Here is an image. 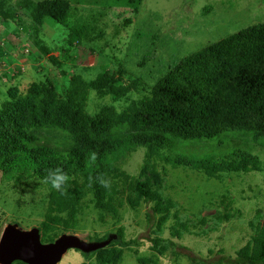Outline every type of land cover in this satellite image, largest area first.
Instances as JSON below:
<instances>
[{"label": "rangeland", "instance_id": "1", "mask_svg": "<svg viewBox=\"0 0 264 264\" xmlns=\"http://www.w3.org/2000/svg\"><path fill=\"white\" fill-rule=\"evenodd\" d=\"M32 1L64 2L68 8L61 24L46 17L36 24L32 9L22 7L25 0H11L10 8L0 10V50H6L0 53V110L9 95L25 94L32 83L64 96L72 76L90 82L109 70L120 84L130 87L128 97H101L90 89L85 111L90 116L105 107L121 111L130 101L147 97L178 61L244 28L264 27L262 0ZM178 149L191 158L242 151L264 161V139L256 143L239 131L214 140L183 141ZM145 153L144 148L138 149L122 169L125 177L138 178L176 202L168 221L159 228L158 217L145 203L137 208L124 205L116 216L105 214L88 194L74 219L77 227L69 231L55 227L48 236L77 232L102 238L121 231L123 240L132 246L113 244L87 259L70 251L60 264H100L104 260L109 264H195L192 258L205 264H228L222 262L223 257L235 256L257 235L264 224V174L208 178L149 162ZM126 181L119 182L124 191ZM45 206V193L4 185L0 173V236L7 221L41 229ZM236 211L239 215L229 222L215 217ZM181 224L188 229L184 231ZM175 230L180 231L179 238Z\"/></svg>", "mask_w": 264, "mask_h": 264}, {"label": "trees", "instance_id": "2", "mask_svg": "<svg viewBox=\"0 0 264 264\" xmlns=\"http://www.w3.org/2000/svg\"><path fill=\"white\" fill-rule=\"evenodd\" d=\"M10 1L0 0V10L10 8ZM22 7L32 9L36 24L43 17L61 24L68 8L64 2L32 0H25ZM90 89L116 100L127 98L130 92L129 86L105 70L90 82L72 76L64 96L32 83L25 94L9 95L0 110L1 181L45 193L40 230L46 242L55 239L48 236L55 227L64 231L77 227L74 219L88 194L105 214L116 216L124 205L137 208L145 203L158 217L159 228L166 223L176 202L138 178L125 177L122 169L140 148L146 150L149 162L208 178L264 174V161L256 155L233 151L191 158L178 149L183 141L214 140L230 131L248 134L256 143L264 139V27L244 28L178 61L147 97L130 101L121 111L105 107L90 116L85 111ZM55 168L69 178L62 192L44 182ZM124 178L125 191L119 186ZM237 215L238 211L215 217L229 222ZM181 227L188 229L184 224ZM117 234L122 238L121 231ZM173 234L180 237L179 230ZM192 261L205 264L197 258ZM222 262L264 264V224L235 256L223 257Z\"/></svg>", "mask_w": 264, "mask_h": 264}, {"label": "water", "instance_id": "3", "mask_svg": "<svg viewBox=\"0 0 264 264\" xmlns=\"http://www.w3.org/2000/svg\"><path fill=\"white\" fill-rule=\"evenodd\" d=\"M113 244L132 246L114 232L102 238L64 232L44 242L39 227L27 229L18 222L7 221L0 236V264H60L70 251L87 259Z\"/></svg>", "mask_w": 264, "mask_h": 264}, {"label": "clouds", "instance_id": "4", "mask_svg": "<svg viewBox=\"0 0 264 264\" xmlns=\"http://www.w3.org/2000/svg\"><path fill=\"white\" fill-rule=\"evenodd\" d=\"M68 176L60 169H50L47 175L44 177V182L48 183L52 189H55L57 192H62L65 184L68 181ZM102 183L107 186L106 182Z\"/></svg>", "mask_w": 264, "mask_h": 264}, {"label": "crops", "instance_id": "5", "mask_svg": "<svg viewBox=\"0 0 264 264\" xmlns=\"http://www.w3.org/2000/svg\"><path fill=\"white\" fill-rule=\"evenodd\" d=\"M4 51L6 52V50H5V49H4ZM4 51H3V49H1V50H0V53L2 52V53H1V55H2V54L4 55V53H5ZM7 54H9V55H10V53H8V52H7ZM10 56H11V55H10Z\"/></svg>", "mask_w": 264, "mask_h": 264}]
</instances>
